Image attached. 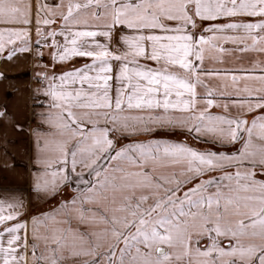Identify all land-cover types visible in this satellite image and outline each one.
Returning <instances> with one entry per match:
<instances>
[{
    "label": "snow or ice",
    "instance_id": "snow-or-ice-1",
    "mask_svg": "<svg viewBox=\"0 0 264 264\" xmlns=\"http://www.w3.org/2000/svg\"><path fill=\"white\" fill-rule=\"evenodd\" d=\"M42 49L84 60L36 73L58 199L0 197V264H264V0H0V56Z\"/></svg>",
    "mask_w": 264,
    "mask_h": 264
},
{
    "label": "crops",
    "instance_id": "crops-1",
    "mask_svg": "<svg viewBox=\"0 0 264 264\" xmlns=\"http://www.w3.org/2000/svg\"><path fill=\"white\" fill-rule=\"evenodd\" d=\"M44 52L43 61H37L33 54H19V58L12 61L0 56V111L7 112V117L0 119V197L23 200L25 218L49 211L56 205L49 201L58 199H45L34 187V177L41 169L36 163L37 147L32 132L44 127L40 116L47 111V104L41 107L33 96L37 87L36 73L41 65H48L49 71L59 74L84 62L78 58L73 63L53 67L48 50ZM70 192L71 188L65 195Z\"/></svg>",
    "mask_w": 264,
    "mask_h": 264
},
{
    "label": "rangeland",
    "instance_id": "rangeland-1",
    "mask_svg": "<svg viewBox=\"0 0 264 264\" xmlns=\"http://www.w3.org/2000/svg\"><path fill=\"white\" fill-rule=\"evenodd\" d=\"M171 137H173V138H175V139H179V140H183V139H184L183 136H179V135L172 134V133L167 134V136H165L164 138H171ZM127 142H128V141L125 140V143H127ZM70 193H71V192H70ZM55 202H56V200L51 199V200L49 201V204H55ZM46 210H49V208L46 209Z\"/></svg>",
    "mask_w": 264,
    "mask_h": 264
},
{
    "label": "built area",
    "instance_id": "built-area-1",
    "mask_svg": "<svg viewBox=\"0 0 264 264\" xmlns=\"http://www.w3.org/2000/svg\"><path fill=\"white\" fill-rule=\"evenodd\" d=\"M44 51V49H42ZM45 59V56L43 58H36L37 61H43Z\"/></svg>",
    "mask_w": 264,
    "mask_h": 264
}]
</instances>
